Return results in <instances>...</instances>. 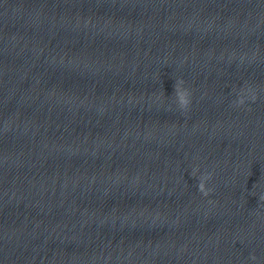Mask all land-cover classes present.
Listing matches in <instances>:
<instances>
[{
  "label": "clouds",
  "instance_id": "9594fccd",
  "mask_svg": "<svg viewBox=\"0 0 264 264\" xmlns=\"http://www.w3.org/2000/svg\"><path fill=\"white\" fill-rule=\"evenodd\" d=\"M174 91L173 96L176 97L175 103L177 107L181 110H187L191 104V91L185 87V83L183 80H175L174 83ZM201 190H203V186L201 185ZM207 195V193H205Z\"/></svg>",
  "mask_w": 264,
  "mask_h": 264
}]
</instances>
